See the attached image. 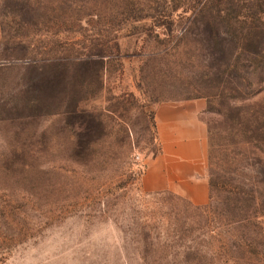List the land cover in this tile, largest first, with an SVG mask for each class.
Wrapping results in <instances>:
<instances>
[{
  "label": "rangeland",
  "instance_id": "rangeland-1",
  "mask_svg": "<svg viewBox=\"0 0 264 264\" xmlns=\"http://www.w3.org/2000/svg\"><path fill=\"white\" fill-rule=\"evenodd\" d=\"M182 100L204 208L141 185ZM0 264H264V0H0Z\"/></svg>",
  "mask_w": 264,
  "mask_h": 264
},
{
  "label": "crops",
  "instance_id": "crops-1",
  "mask_svg": "<svg viewBox=\"0 0 264 264\" xmlns=\"http://www.w3.org/2000/svg\"><path fill=\"white\" fill-rule=\"evenodd\" d=\"M202 100L159 104L154 111L160 153L142 176L145 191H171L193 205L208 201Z\"/></svg>",
  "mask_w": 264,
  "mask_h": 264
},
{
  "label": "trees",
  "instance_id": "trees-1",
  "mask_svg": "<svg viewBox=\"0 0 264 264\" xmlns=\"http://www.w3.org/2000/svg\"><path fill=\"white\" fill-rule=\"evenodd\" d=\"M204 207H206V205H203V206H200V208H204ZM243 244H245V242L244 241H239V242H237V246H238V248H240Z\"/></svg>",
  "mask_w": 264,
  "mask_h": 264
},
{
  "label": "built area",
  "instance_id": "built-area-1",
  "mask_svg": "<svg viewBox=\"0 0 264 264\" xmlns=\"http://www.w3.org/2000/svg\"><path fill=\"white\" fill-rule=\"evenodd\" d=\"M135 158H136V160H140L139 155H136Z\"/></svg>",
  "mask_w": 264,
  "mask_h": 264
}]
</instances>
